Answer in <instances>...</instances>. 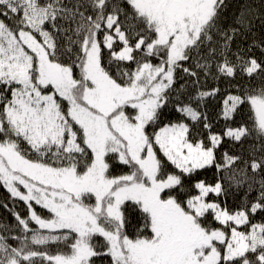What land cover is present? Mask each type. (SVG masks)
<instances>
[{"label":"snow or ice","instance_id":"1","mask_svg":"<svg viewBox=\"0 0 264 264\" xmlns=\"http://www.w3.org/2000/svg\"><path fill=\"white\" fill-rule=\"evenodd\" d=\"M0 188V264H264V0H0Z\"/></svg>","mask_w":264,"mask_h":264},{"label":"trees","instance_id":"2","mask_svg":"<svg viewBox=\"0 0 264 264\" xmlns=\"http://www.w3.org/2000/svg\"><path fill=\"white\" fill-rule=\"evenodd\" d=\"M212 107H215V104H213ZM211 110V109H210ZM205 178L209 181L212 182L215 179V173L214 170L209 169L206 171ZM7 193L4 191L3 188H0V202H5L7 201ZM237 203H239L238 198H232L229 200V207H234ZM20 209H23V205H20ZM0 221L5 222V223H11L12 222V217L5 212L3 208H0Z\"/></svg>","mask_w":264,"mask_h":264}]
</instances>
